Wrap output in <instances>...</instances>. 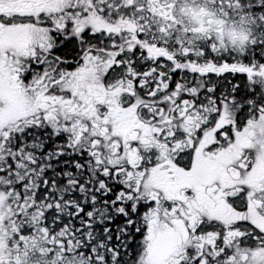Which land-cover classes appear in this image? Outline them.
Wrapping results in <instances>:
<instances>
[{"label": "snow or ice", "instance_id": "snow-or-ice-1", "mask_svg": "<svg viewBox=\"0 0 264 264\" xmlns=\"http://www.w3.org/2000/svg\"><path fill=\"white\" fill-rule=\"evenodd\" d=\"M0 264H264V0H0Z\"/></svg>", "mask_w": 264, "mask_h": 264}]
</instances>
